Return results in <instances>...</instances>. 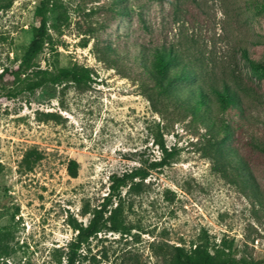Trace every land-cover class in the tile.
I'll return each instance as SVG.
<instances>
[{
    "label": "rangeland",
    "instance_id": "1",
    "mask_svg": "<svg viewBox=\"0 0 264 264\" xmlns=\"http://www.w3.org/2000/svg\"><path fill=\"white\" fill-rule=\"evenodd\" d=\"M8 1L0 10V72L18 64L44 3L58 47L40 54L38 64L88 67L94 81L85 90L0 89V227L12 235L7 264H64L76 236L70 220L86 224L105 202L110 176L138 167L148 172L140 190L123 188L120 197L126 231L91 238L76 264H176L179 248L207 245L213 253L221 241L240 263L264 264V0L0 6ZM115 7L126 14L115 16ZM140 45L172 47L198 78L231 85L241 114L222 112L214 98L200 119L153 111L126 69L100 59L104 46L127 52ZM161 143L168 163L154 168ZM31 150L41 157L29 169L22 160ZM71 160L76 177L69 175Z\"/></svg>",
    "mask_w": 264,
    "mask_h": 264
},
{
    "label": "trees",
    "instance_id": "2",
    "mask_svg": "<svg viewBox=\"0 0 264 264\" xmlns=\"http://www.w3.org/2000/svg\"><path fill=\"white\" fill-rule=\"evenodd\" d=\"M124 1V0H122ZM11 2L8 1L1 9H8ZM48 5L41 4L36 12L39 18L38 25L32 28V39L25 47L18 64L4 67L0 72V89L6 91V95L17 93L34 94L45 85L63 86L71 84L77 89L85 90L93 83V72L90 68L72 64L68 67L41 68L37 62L40 54L56 52L58 44L55 42L50 29L56 31L55 25L48 24L46 13ZM122 7H115V16L125 15ZM98 44L95 43V49ZM100 59L110 67H123L126 69L125 77H132L137 81L153 111L159 114L169 109L177 112L182 118L190 115L201 118L206 114L208 104L215 99L222 112L236 116L241 114V102L238 92L226 82L219 84L216 80L198 78V72L192 65L172 47L165 46L147 47L140 45L133 51H116L114 48L104 46L100 51ZM254 68H260L253 65ZM190 82L189 88H180L177 82ZM163 157L153 164L154 168L162 167L168 163L167 153L161 143ZM164 153L166 154L164 156ZM41 157L36 150L28 151L22 163L31 169V161ZM78 164L75 160L69 162L68 171L71 177H76ZM148 176V172L142 167L134 168L121 175L110 176L109 192L104 198L101 207L94 209L92 217L86 224L75 219L70 220L71 228L76 232L75 239L68 245L64 264L79 263L81 247L88 243L99 233L124 232L126 226L122 220L123 188L127 191H139L140 185ZM138 180V181H137ZM116 200L115 207L113 201ZM107 214V215H106ZM11 232L7 227H0V264H7L6 258L10 256ZM179 256L176 264H245L236 260L229 247L221 241L214 248L213 253L208 251V246L195 245L188 251L179 248Z\"/></svg>",
    "mask_w": 264,
    "mask_h": 264
}]
</instances>
